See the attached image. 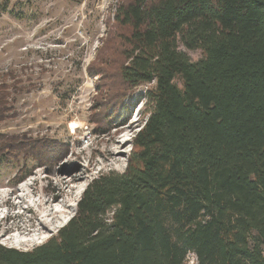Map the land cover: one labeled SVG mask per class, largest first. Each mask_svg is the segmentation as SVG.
<instances>
[{
  "label": "trees",
  "instance_id": "16d2710c",
  "mask_svg": "<svg viewBox=\"0 0 264 264\" xmlns=\"http://www.w3.org/2000/svg\"><path fill=\"white\" fill-rule=\"evenodd\" d=\"M113 25L118 53L100 49L90 68L119 60L120 97L154 83L125 169L93 177L44 242L0 243V264H185L189 253L195 264H264V0H120ZM11 83L0 79V123L22 89ZM62 153L0 132L11 185Z\"/></svg>",
  "mask_w": 264,
  "mask_h": 264
},
{
  "label": "rangeland",
  "instance_id": "374dc122",
  "mask_svg": "<svg viewBox=\"0 0 264 264\" xmlns=\"http://www.w3.org/2000/svg\"><path fill=\"white\" fill-rule=\"evenodd\" d=\"M119 1L0 0V79L22 87L11 97L14 114L0 123V132L54 141L66 152L53 164L31 165L14 185L17 167H0L5 246L29 250L44 242L73 215L77 195L93 177L125 169L144 121L145 91L154 83L120 97L124 87L113 69L119 60L107 73L90 68L102 65L100 49L109 58L118 53L121 31L113 16ZM182 49L192 60L201 56ZM185 264H194L191 253Z\"/></svg>",
  "mask_w": 264,
  "mask_h": 264
},
{
  "label": "bare ground",
  "instance_id": "6f19581e",
  "mask_svg": "<svg viewBox=\"0 0 264 264\" xmlns=\"http://www.w3.org/2000/svg\"><path fill=\"white\" fill-rule=\"evenodd\" d=\"M125 139V141L124 140H122V139H120V142L121 143H124V142H126V141H130V138L128 137V138H124ZM110 154H109V156L111 157V158H114V155L111 153V152H109ZM84 189V188H83ZM83 189L80 191V193H79V195H77L78 197L77 198H79L80 197V195H81V193H82V191H83ZM77 200L78 199H75V203H74V206L76 207V202H77ZM67 217H69V216H67ZM67 220H68V218H67ZM38 238H40V237H38ZM37 239V238H36ZM30 240H35V238H30Z\"/></svg>",
  "mask_w": 264,
  "mask_h": 264
},
{
  "label": "built area",
  "instance_id": "2783aa9c",
  "mask_svg": "<svg viewBox=\"0 0 264 264\" xmlns=\"http://www.w3.org/2000/svg\"><path fill=\"white\" fill-rule=\"evenodd\" d=\"M191 254H192V258H193L194 264H195V262H196V257H195V255H194L193 253H191Z\"/></svg>",
  "mask_w": 264,
  "mask_h": 264
}]
</instances>
